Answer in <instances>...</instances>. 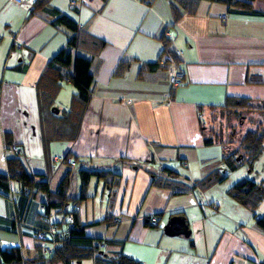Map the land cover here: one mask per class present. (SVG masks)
<instances>
[{
	"label": "crops",
	"instance_id": "0c3cea01",
	"mask_svg": "<svg viewBox=\"0 0 264 264\" xmlns=\"http://www.w3.org/2000/svg\"><path fill=\"white\" fill-rule=\"evenodd\" d=\"M47 10L81 27L72 56L90 61L93 78L87 104L75 102L76 131L65 137L47 123L60 108L44 115L40 97L72 86L53 82L56 73L68 78L72 65L54 73L48 65L75 33L53 25ZM164 56L184 74L177 88L168 83ZM230 99L248 106L226 109ZM218 112H254L264 120V0L247 9L208 0H95L79 11L69 0H48L32 11L0 0V174L12 155L9 136L27 172L44 178L50 193L67 178L73 202L66 209L80 206L83 234L101 240L105 256L141 264H264V232L254 218L264 216V199L252 212L228 193L264 181V137L252 170L245 164L228 170L223 158L234 148L225 138H208L204 125ZM60 157L75 166L57 163ZM92 171L114 177L106 184L91 176L82 189L80 173ZM216 173L221 181L206 189L179 192L157 183L190 187ZM19 191L14 182L9 193L0 191V249L19 248L24 259H35L32 230L47 196L35 191L14 225ZM151 217L156 226L148 224ZM173 217L182 219L185 227L177 222L174 232L183 234L166 233ZM50 219L60 223L62 213L50 211Z\"/></svg>",
	"mask_w": 264,
	"mask_h": 264
},
{
	"label": "trees",
	"instance_id": "16d2710c",
	"mask_svg": "<svg viewBox=\"0 0 264 264\" xmlns=\"http://www.w3.org/2000/svg\"><path fill=\"white\" fill-rule=\"evenodd\" d=\"M197 0H188V2ZM217 3H223L228 6H239L241 8L248 7V4L254 0H208ZM48 3V0H38L35 3L34 9L38 6L44 8ZM190 10V8H189ZM48 13L56 17L53 25H64L70 31L75 34L68 39L66 48L60 50L52 59L48 65L49 71L59 72V68H68L72 65V74L67 78L65 74L62 76L60 73H56L57 79L53 82L57 85L61 81H70L76 89V100L85 106L90 98L91 91L90 86L92 84V75L89 71L90 61L81 56H72V50L77 46V40L79 35L78 25L65 15H60L54 10H47ZM175 53V52H174ZM175 55V54H174ZM160 61V60H159ZM121 68L118 67L116 74H120ZM47 78V77H46ZM49 79V77H48ZM58 86V85H57ZM248 101L241 100H228L226 103V109H237L241 107H247ZM264 116V113L261 115ZM264 118V117H263ZM254 130H247L239 141V145L231 152L228 150L224 155L223 162L228 170L235 171L243 164L247 165L248 169H251L253 162L259 157L262 152V141L264 137V120L259 119ZM73 132L76 131L77 122L73 123ZM5 141L8 146V150L12 155L7 159V173L5 175L0 174V191L4 194L9 193L10 183H17L19 186V216L12 220L14 225L22 223V218L25 215V211L32 200L35 191L45 193L47 196L46 202L42 204V212L39 215V224L32 230V237L38 232L48 231L49 224L51 222L58 234L53 239L46 238L45 241L53 242L56 244L55 249L49 253L44 254L43 249L45 242L37 243L40 255L35 259H24L19 248L0 249V264H78L85 261H92L95 264H141L124 255H118L116 257H107L101 252L100 244L101 240H95L85 237L83 234L82 226L79 224V212L74 210V205L71 204L70 209H66L67 205L73 202L72 199L67 197V178H65L56 193H50L48 190V183L43 178L36 180L35 175H31L27 172L26 167L22 159L20 158V152L13 151L17 149L11 144L9 136L5 137ZM211 143V139H205L204 145ZM67 160V158H64ZM173 179L172 174H168ZM216 175V176H215ZM91 176H96L104 182L110 183L113 179V175L107 172H81L80 179L82 183V189L87 185L88 179ZM172 176V177H171ZM217 177V178H216ZM218 173L213 174L203 181L197 183L195 186H186L178 182L171 183L167 181L162 183L157 179V183L164 187L173 188L179 192H186L196 189H206L213 185L216 181H221L222 177L218 178ZM263 183V184H262ZM229 195L241 206L254 212L261 201L264 199V181L258 185L253 182H246L238 185L229 190ZM50 211H57L62 213V222L55 223L50 219ZM72 215L73 225L69 226L67 222V216ZM255 222L258 228L264 232V216L256 218L254 214Z\"/></svg>",
	"mask_w": 264,
	"mask_h": 264
},
{
	"label": "rangeland",
	"instance_id": "374dc122",
	"mask_svg": "<svg viewBox=\"0 0 264 264\" xmlns=\"http://www.w3.org/2000/svg\"><path fill=\"white\" fill-rule=\"evenodd\" d=\"M73 86V85H72ZM72 86H62L55 94H44L40 97L41 109L44 115L48 111L58 107L60 113L51 116L52 119L47 122L51 124L58 136H66L73 132V122L71 118L77 115L78 108L75 102V95H71ZM242 120V122H240ZM259 117L254 113H229L218 112L211 116L205 123L206 133L208 138L219 140L225 138V143L230 144L228 149L237 148L239 141L247 130H254V123H258ZM257 125V124H256ZM233 145V146H232ZM253 169V164L250 170ZM263 177V176H262Z\"/></svg>",
	"mask_w": 264,
	"mask_h": 264
},
{
	"label": "built area",
	"instance_id": "2783aa9c",
	"mask_svg": "<svg viewBox=\"0 0 264 264\" xmlns=\"http://www.w3.org/2000/svg\"><path fill=\"white\" fill-rule=\"evenodd\" d=\"M9 1L14 3V4H16V5H18V6L26 3V4L29 5V9L32 11V10H34L35 3L38 0H9ZM94 1L95 0H69V8L71 10H74V11H79L81 7H83V6L87 5V4H90V3L94 2ZM78 28L80 29L81 27L78 25ZM18 49H19V46H18ZM174 54H175V57H178V56H180L181 53L180 52H175ZM162 62L166 63L167 66H168V72H169L168 83H169L170 87L171 88L179 87L183 83L184 74L177 67V63L175 62V60L170 58V57L167 60V58L164 56L162 58ZM13 151L16 152V153L20 152L18 149H14V148H13ZM56 162L59 163V164L66 163L70 167H74L75 166V163L72 160H70V159L64 160V158H61V157L57 158ZM74 210L79 212L80 206L74 205ZM66 220H67L69 226L73 225V217H72L71 214L67 216ZM48 224H49L48 231H46V232H38L33 237V239L37 243L45 242L46 245H45V247L43 249L44 254L51 253L55 249V246H56V244L53 243V242L50 243L48 241H45L46 238L53 239L55 237V235L58 234L55 226L51 222H48ZM148 224L150 226H156V219L154 217L149 218Z\"/></svg>",
	"mask_w": 264,
	"mask_h": 264
},
{
	"label": "water",
	"instance_id": "95a60500",
	"mask_svg": "<svg viewBox=\"0 0 264 264\" xmlns=\"http://www.w3.org/2000/svg\"><path fill=\"white\" fill-rule=\"evenodd\" d=\"M177 222L180 223L179 226H184L183 223H182V219H180L178 217H173V218L170 219V221L168 223V228L166 230L167 234L177 235V234H180V233H182V234L184 233L183 231H180V230L174 232V229H177V227H179V226L175 227L176 226L175 224H177Z\"/></svg>",
	"mask_w": 264,
	"mask_h": 264
}]
</instances>
